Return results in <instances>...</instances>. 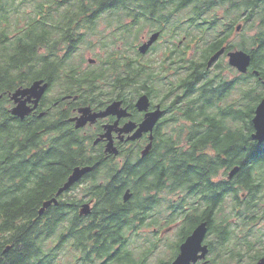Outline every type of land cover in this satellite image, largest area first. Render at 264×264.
Segmentation results:
<instances>
[{
    "label": "flooded vegetation",
    "instance_id": "1",
    "mask_svg": "<svg viewBox=\"0 0 264 264\" xmlns=\"http://www.w3.org/2000/svg\"><path fill=\"white\" fill-rule=\"evenodd\" d=\"M208 1L210 4L202 3L200 0H160V6L154 9L158 29H150L144 25L149 14L142 19L146 12L144 8L137 7L122 13V16L128 19L123 20L121 24L97 25L96 22L88 24L89 27L108 26L110 31L106 38L97 36L91 39L61 38L57 34V30H60L58 28L54 33H47L43 42L61 44L62 53L45 54L46 59L38 64L42 67V74L36 75V63L33 58L29 61L24 57L19 58L11 70L1 71L0 156L9 164L12 162L10 159L15 157L19 161L29 163L23 170L8 165L3 173L10 172L18 184L17 187L30 186L32 182L39 181L37 174L54 164L57 170L67 173L66 181L76 166H86L79 165L78 161L82 157L84 140L89 141L94 147L91 165L93 169L75 182L70 187L71 190L65 193V197L63 195L60 197L61 201L65 202L70 218L78 215L82 220L84 217L80 214V206L85 200L82 193L85 186L92 185L98 188L114 183L116 173L111 171L113 168L117 167L123 176L127 172L137 173L132 170L135 167L140 169L141 175L134 179L138 178L139 184L144 183L148 190L156 189L153 190L156 194L151 198L146 196L143 202L138 201L137 205L141 207L138 214L135 208L128 206L127 216L135 215L148 222L150 226L148 229L145 228L144 232L155 234L158 244L161 245L162 240H171L166 234L174 232L179 235L181 245L198 225L205 222L203 244L207 247L208 254L206 258L191 264H260L264 259V171L260 173L263 166L258 167L256 177L248 174L242 166L231 177L229 173L232 167L222 168L215 181L223 182V185L230 187L231 190L224 194L222 189L216 191L220 197L215 199V206L209 214L207 212L210 211L211 191H202L199 189L200 186L192 183V189L186 193L182 192L174 201L176 205L184 204L190 215L174 214L176 220L167 227L163 225L162 186L157 184L159 176L148 173L162 161L166 145L174 141L180 132L188 133V128L201 123L206 116L205 110L210 108L208 93L202 97V90L208 92L211 87L206 86L208 77L195 73L185 78V71L179 70L181 61L206 62L204 71L219 70L228 78L233 88L242 86L241 78L235 81L242 72L229 63V53L243 40V30L233 31L234 24L243 22L245 13L243 0H214V4L222 9L212 6L213 0ZM187 8L189 9L185 11L188 12H183L187 17L180 18L182 14L180 11ZM212 8L219 9L222 13L224 28L221 35H212L210 29H205L203 19L212 18ZM113 9L108 10L111 16L121 15ZM31 16L37 15H21V20L17 23L22 24L20 27L26 25V28L30 29ZM56 17L57 15H46L49 23ZM125 30V39L118 38L117 35L123 34ZM135 30L140 31L137 41L140 44L148 42L154 33H159L157 40L145 53L129 49L131 46L127 42V36H130L131 40ZM92 33L84 31L79 34ZM218 37H221L220 44L212 50V43L217 42ZM33 40L35 41L34 38ZM68 43L74 45L75 52H69L71 47H68ZM83 47H86L87 52L95 48L102 52L101 56L87 59L86 65L92 66L90 69L84 66L86 54L84 59L80 55ZM222 48H225V51L209 65L211 56ZM142 55L148 56L144 58ZM90 58L94 60L91 61ZM156 58L159 64L154 66L153 61ZM133 59L145 69L141 72V77L145 78L143 89L135 94L131 91ZM221 64L228 69L222 71ZM255 68L252 59L248 72L254 73L264 83L263 74L260 72L257 74ZM91 69L99 72V75L114 77L109 78L108 82L102 80L100 83L102 87L98 88L78 84L73 78L74 72L88 73ZM148 71L151 72L150 75ZM211 79L216 82L218 78L215 74ZM36 81H41V84L37 89H32ZM151 83L154 85L151 86ZM142 94H147L150 99L146 108L138 102ZM115 101L120 102V106L114 112L97 119L89 118L84 122L89 116L84 114L86 107H90L93 113H99L107 110ZM158 110V119L152 128L142 130L143 120ZM19 111L24 114H20ZM254 131L251 137L261 144L262 142L259 143L253 137ZM136 134L141 135L135 137ZM196 136L207 138L201 132H197ZM110 142L113 146L111 150H107ZM135 154L136 157H133ZM14 162L18 163V160ZM101 164L102 166H99ZM106 166L112 168L108 170ZM148 175L150 177H147ZM153 177L157 178V181ZM249 179L260 181V190L251 192L243 188V182ZM116 186L118 188V185ZM128 188L132 187L126 189ZM245 200L253 203L251 214H245L243 211ZM153 201H156V204H153ZM233 204L237 206V210L233 208ZM71 206L73 209L76 207V211H73ZM68 221L66 220V223ZM184 229H188L186 236H183ZM84 230L78 234L77 251L68 264H111L108 255L99 257V244L91 238L92 233L89 230ZM175 240L177 241V238ZM121 241L130 246L126 236ZM107 242L112 240L107 239ZM10 250L11 245L3 249L0 264L7 259ZM179 251L180 248L176 256ZM176 256L168 264H171Z\"/></svg>",
    "mask_w": 264,
    "mask_h": 264
},
{
    "label": "trees",
    "instance_id": "2",
    "mask_svg": "<svg viewBox=\"0 0 264 264\" xmlns=\"http://www.w3.org/2000/svg\"><path fill=\"white\" fill-rule=\"evenodd\" d=\"M159 1L0 0V72L11 70L16 66L15 62L24 57L29 61L33 58L36 63V75L42 74V67H39L38 64L43 63L46 59L45 54L48 52L62 53L61 44L43 42L47 33H54L59 28L57 34L61 38L91 39L94 36L106 38L110 30L108 26L95 27L91 25L89 27L88 24L95 22L97 25L121 24L123 20L128 19L124 18L122 13H126L134 7L144 8L146 13L142 15V19L149 14V18L146 20L151 23L149 28L158 29V22L154 19L156 15L154 9L160 6ZM200 1L203 3L207 0ZM243 3L245 12L243 22L237 24H240L241 30H243V40L231 50L238 46L251 53L255 69H259L264 76V0H243ZM212 6L219 7L214 4V0ZM112 9L121 15L111 16L108 10ZM28 10H32L31 15H37L29 17L32 28L28 29L26 25L20 27L21 23L17 22L10 26L12 15L16 21H20L21 15H28ZM16 13H20V15H15ZM47 14L57 15V17L49 23L46 19ZM211 14L212 18L203 19L205 29H210L212 35L223 34L224 20L221 11L212 8ZM251 16L252 18H250ZM250 19L256 22L252 24ZM196 20L199 21L198 18ZM237 25H233L234 32L237 31ZM250 30H256V32L250 34ZM84 31L93 33L91 35L79 34ZM134 32V37L131 40H129L130 36H127V42L131 46L128 48L131 51L138 50L140 52L141 44L137 42L140 31L135 30ZM125 33L126 30L117 37L124 40ZM244 38L249 41L250 47H245ZM220 41L221 37H218V41L212 43V50L219 46ZM67 45L71 47L70 53L75 52L72 43ZM253 45L255 46L253 47ZM84 54L85 52H80L82 59H84ZM259 55L263 56V61ZM205 66L206 62L203 61H181L179 67L180 71H185V78L193 76L195 73L208 77L206 86L211 87L208 92L202 90V97L208 93L210 98V108L205 110V119L199 124L196 123L193 128H188V133L180 132L174 141H170L162 154V161L148 172L151 175L159 176L157 184L162 186L164 227L171 225L176 220L173 217L176 213L190 215L184 204L176 205L174 201L182 192H189L192 189V183L200 186L199 189L202 191H211L210 211L207 212L209 214L215 206V199L220 197L216 191L222 189L224 194L231 190L230 187L223 185V182L215 181V177L219 175L222 168L232 167L233 169L236 166L239 168L242 166L248 174L256 177V172H258L256 166L260 163L264 164V141L258 144L251 137V133L255 130L252 118L257 104L264 97V83L254 73H241L238 78H235V81L242 79L241 87L244 90L240 93L237 88L232 87L228 78L223 76L219 70L217 72L204 71ZM220 68L222 71L228 69L223 64ZM141 71H145L144 67L139 63L135 64L133 60L131 72L133 94L139 92L140 88L143 89L145 78L141 77ZM150 73L148 71L149 75ZM215 74L218 78L216 82L211 79ZM112 77L114 76L99 75V72L93 69L88 73L74 72L73 76L78 84L97 88L102 87L100 84L102 80L108 82ZM232 116V122L227 123L226 120ZM197 132L204 133L207 138L197 137ZM93 149L91 143L84 140L82 157L78 161L79 165L93 164ZM136 154L133 157H136ZM10 160L12 162L18 160V163L14 162L12 166L19 167V170H23L29 164L24 160L19 161L16 157ZM7 164V161H4L0 156V255L7 245H11L9 255L2 264H58L60 257L65 261L70 254L77 251L76 240L82 229L92 233L91 238L99 244V257L108 255L111 264H149L150 257L161 246L158 244L155 234L144 232V229H148L150 226L148 222H144V219H139L135 215L127 216L129 210L126 208L128 206L131 205L135 208L138 214L141 208L137 205L138 201L143 202L146 196L151 198L156 194L153 192L156 189L148 190L149 188H145L144 183L139 184L138 178L134 179L141 175L140 169L133 167L132 170L137 173L127 172L121 176L118 168L115 167L111 170L116 173L114 183L98 186V188H94L92 185L85 186L82 189L83 196H85L84 202L93 201V209L91 214L84 215L81 220L78 215L70 218L68 209L64 205L65 202L60 199L62 195L65 197V193L71 189L58 197V204L48 207L42 216L38 214V208L42 207L46 200L56 195L57 190L64 183L67 173L57 170L52 164L51 167H46V171L36 175L39 178L38 182H32L30 186L11 187V185L1 182L5 178L4 176L10 180L14 179L10 172L3 173L4 168L9 167ZM106 167L108 170L112 168ZM243 185V188L245 187L251 192L260 190V181L249 179L245 180ZM127 187H132L128 188L132 197L125 202L124 195L128 190ZM20 190L22 191L19 193ZM24 192L25 194H23ZM9 195L12 197L10 198ZM153 204H156V201H153ZM252 207L251 201H244L243 211L245 214H251ZM68 208L70 209L69 206ZM72 210L76 211V207L74 209L72 207ZM46 218L47 220L40 222ZM66 220H69L68 223ZM63 221H65V225H60ZM186 222L189 221L186 220ZM68 232H72L74 236L69 237ZM183 234L186 236L188 229H184ZM124 236L128 238L130 246H126L121 241ZM174 237L176 239L177 235L175 234ZM107 239H111L112 242L108 243ZM175 239L162 240L163 250L167 253L170 252L171 255L168 258L158 256L156 264H168L176 256L180 245L179 240ZM32 246H35L33 251Z\"/></svg>",
    "mask_w": 264,
    "mask_h": 264
},
{
    "label": "water",
    "instance_id": "3",
    "mask_svg": "<svg viewBox=\"0 0 264 264\" xmlns=\"http://www.w3.org/2000/svg\"><path fill=\"white\" fill-rule=\"evenodd\" d=\"M159 33L156 32L154 33L150 40L143 44L140 47V51L146 52L150 45L157 40ZM225 51V48L220 49L217 51L215 54H213L208 62L209 65H211L214 61L217 60V58ZM94 60V59H92ZM91 60V61H92ZM229 63L238 68L239 71L243 73H247L249 71V67L252 64V56L251 53L245 52L243 50H236V51H230L229 53ZM257 74H259L258 70H254ZM41 84V81H36L35 84L33 85L32 89H37ZM43 90V87L41 91ZM139 104L142 105L143 108L147 107V104L149 103V98L147 95H142L138 99ZM118 106H120V102L115 101L113 104L109 105L107 107V110L102 111V112H92L90 107H86L84 109V114H89L84 119V122L89 120V118H95L97 119L100 116L109 114L111 112H114L116 109H118ZM15 113L18 111H14ZM20 114H24L22 111H19ZM156 116V113L153 114V116ZM252 122L255 128V131L253 133V137L258 140L259 143L264 141V97L261 99L257 107L255 108V113L252 118ZM152 124L153 121H150V118L146 119L143 124L142 128L147 129L149 128ZM111 146H113V143H109L107 150H111ZM93 169V166L91 165H86V166H76L73 170V172L69 175L67 180L59 187L57 190V195H61L64 193L68 188H70L75 182L79 181L85 174L90 172ZM238 171V168L233 169L230 172V177L233 176L236 172ZM129 198V193H126L125 195V200ZM53 203L58 204L57 198L54 197L49 201H46L43 205V207L40 210V213L42 214L45 210L46 207L51 206ZM91 212L90 204H84L83 209L81 210L80 214H86ZM206 233V223H202L198 225L193 233L188 236V238L180 245V251L176 258L172 261L171 264H191V263H196L200 259L206 258L208 254L207 247L204 246L203 240H204V235ZM260 264H264V259Z\"/></svg>",
    "mask_w": 264,
    "mask_h": 264
},
{
    "label": "rangeland",
    "instance_id": "4",
    "mask_svg": "<svg viewBox=\"0 0 264 264\" xmlns=\"http://www.w3.org/2000/svg\"><path fill=\"white\" fill-rule=\"evenodd\" d=\"M196 2L197 1H195L194 2V5H196ZM200 3V2H199ZM206 4H210V2L207 0L206 1ZM189 8H187V9H182L181 11H180V13H182L181 15H180V18L181 17H183L185 14L183 13L185 10H188ZM27 13L28 14H32V10H28L27 11ZM15 15H17V13L15 14ZM14 17V15H12L11 16V24H10V26H12V25H15L16 24V20L13 18ZM250 18H252V16L250 17ZM181 20V19H180ZM179 19H178V21H180ZM250 22L252 23V24H254L256 21H254L253 19H250ZM145 26H147V27H149L150 25H151V23L150 22H146L145 24H144ZM240 25V24H239ZM21 26H22V24H21ZM238 26V25H237ZM241 26V25H240ZM168 28H169V26H168ZM242 29V28H241ZM241 29L239 30V31H241ZM110 31V30H109ZM108 31V32H109ZM256 32V30H250L249 31V33L250 34H253V33H255ZM244 40H245V47H250V43H249V41L247 40V39H245L244 38ZM128 41V40H127ZM138 44H140V43H138ZM144 44V43H143ZM240 48L238 47V46H236L233 50H230V51H234V50H239ZM81 51H86L85 52V54H86V60H85V63H84V66L87 68V69H90L92 66H87L86 65V62H87V59L89 58V57H94V58H96L98 55L99 56H101L102 55V52H101V50L99 49V48H95V49H93L92 51H89V52H87V50H86V47L84 48L83 47V50H81ZM245 51V50H244ZM135 53H133V55H134ZM137 56H139V54L137 55ZM144 58H146L148 55H142ZM259 57H260V59H261V61H263L262 59H263V56L262 55H259ZM152 59H154L153 57H151ZM252 58H253V56H252ZM90 60H92V58H90ZM134 60V59H133ZM138 62H135V64H137ZM153 63H154V66H156V65H158L159 64V61H158V59L156 58V60H154L153 61ZM132 64H133V62H132ZM264 64V63H263ZM258 71H259V69H258ZM142 72V71H141ZM260 72V71H259ZM154 85V83H151V86H153ZM140 90H141V88H140ZM244 89H242V87L241 86H239L238 88H237V91L238 92H242ZM232 119H233V116L232 117H229L226 121H227V123H230V122H232ZM236 122V121H235ZM234 123V122H233ZM162 159H163V157H162ZM5 161V160H4ZM13 163L11 162L10 164L8 163L7 165H12ZM261 166H263V168H262V170L260 171V173L261 172H263L264 171V164H262V163H260V164H258L256 167L258 168V167H261ZM256 174H258L257 172H256ZM264 174V173H263ZM5 178H3L2 179V183L3 184H8V185H11V187H15V186H18V184H17V182L14 180V179H8V177H6V176H4ZM153 179L154 180H156L157 178H154L153 177ZM22 190H20L19 191V193L21 192ZM22 194V193H21ZM23 194H25V192L23 193ZM9 197L11 198L12 196H10L9 195ZM233 206V208L234 209H236L237 210V206L236 205H232ZM40 210H41V207H39L38 208V214L40 213ZM230 213V212H229ZM43 215V214H42ZM42 215H40V216H42ZM122 217V216H121ZM45 220H47V218L46 219H44V220H41L40 222H42V221H45ZM60 225H65V221H63V222H61L60 223ZM118 225V224H117ZM68 235H69V237H73L74 236V234L72 233V232H68ZM166 236L167 237H170L171 239H175V233L174 232H171V233H167L166 234ZM179 240V235L177 234V241ZM34 247L35 246H32L31 248H32V251L34 250ZM163 247H164V243L163 244H161V246L159 247V249L158 250H156V252L150 257V259H149V264H155V262H157V257L158 256H163L164 258H167V257H169L171 254H170V252H165L164 250H163ZM173 253V252H172ZM58 257H60V256H58ZM74 257V253H72V254H70L66 259H65V261L60 257L58 260H59V263L58 264H68L71 260H72V258ZM128 259V258H127ZM116 264V263H115Z\"/></svg>",
    "mask_w": 264,
    "mask_h": 264
},
{
    "label": "bare ground",
    "instance_id": "5",
    "mask_svg": "<svg viewBox=\"0 0 264 264\" xmlns=\"http://www.w3.org/2000/svg\"><path fill=\"white\" fill-rule=\"evenodd\" d=\"M240 29H241V26L238 25V26H237V31H239ZM144 44H145V43H144ZM142 45H143V44H141V45L139 46V51H140V47H141ZM239 50H242V49H239ZM234 51H236V50H234ZM243 51H244V50H243ZM140 52H141V53H145V52H142V51H140ZM245 52H247V51H245ZM237 70H239V69L237 68ZM142 95H147V94H142ZM142 95H141V96H142ZM141 96H140V97H141ZM147 96H148V95H147ZM148 98H149V96H148ZM149 101H150V99H149ZM258 104H259V103H258ZM258 104H257V105H258ZM256 107H257V106H256ZM155 113H156V116H155V115H154V116L152 115V116L146 117V118L143 120V122H144L146 119L150 118V121H151V120L153 121L152 124L150 123L151 126H150L149 128H152V125H153V124L157 121V119H158V114H157V113H159V110H158L157 112H155ZM143 122H142V124H143ZM142 124H141V126H142ZM141 129H142V130H145V129H143L142 127H141ZM146 130H147V129H146ZM140 135H141V134H136L135 137H138V136H140ZM133 138H134V137H133ZM235 168H238V171H239V169H240L239 166H236ZM235 168H233V169H235ZM233 169H232V170H233ZM232 170H231V171H232ZM238 171H237V172H238ZM237 172H236V173H237ZM236 173H235V174H236ZM229 176H230V173H229ZM62 185H63V184H62ZM70 189H71V188H68V190H70ZM68 190H66V191H68ZM66 191H65V192H66ZM126 193H129V198H128L127 200H125V195H126ZM126 193H125V195H124V201H125V202H127L128 200H130V198L132 197V194H131L130 189H128V190L126 191ZM62 194H63V193H62ZM62 194H61V195H62ZM59 196H60V195H57V192H56V195H55L54 197L57 198V201H58V197H59ZM54 197H52V198H54ZM52 198H51V199H52ZM51 199H49V200H51ZM49 200H46V201H49ZM46 201H45V202H46ZM45 202H44V203H45ZM92 202H93V201H90V202H84V203L81 205V207H80V212H81V210L83 209L84 204H90V208H91V212H92V209H93ZM44 203H43V205H44ZM53 204H55V203H53ZM53 204H52V205H53ZM43 205H42V207H43ZM55 205H56V204H55ZM42 207H41V208H42ZM48 207H50V206H48ZM48 207H46L45 210H46ZM45 210H44V211H45ZM91 212L86 213V214H83V216H84V215H85V216H86V215H89V214H91ZM43 213H44V212H43ZM43 213H42V214H43ZM42 214L39 213V215H42ZM187 238H188V237H187ZM179 248H180V247H179Z\"/></svg>",
    "mask_w": 264,
    "mask_h": 264
}]
</instances>
